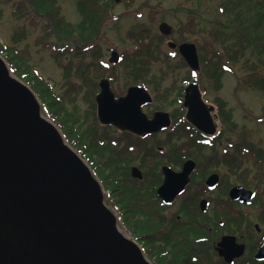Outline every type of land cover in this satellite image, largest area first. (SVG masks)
I'll use <instances>...</instances> for the list:
<instances>
[{
  "label": "flooded vegetation",
  "instance_id": "obj_1",
  "mask_svg": "<svg viewBox=\"0 0 264 264\" xmlns=\"http://www.w3.org/2000/svg\"><path fill=\"white\" fill-rule=\"evenodd\" d=\"M186 1L195 4L196 0ZM113 4V0H78L82 22H87L81 33L89 44L72 49L80 65L76 64L70 76L71 93L86 106L84 111L75 110L82 121L87 120L86 131H92L86 140V156L96 175L108 182L115 178L113 171L116 174L119 196L132 200L119 204V211L150 217V255L158 264H264V161L257 159L245 137H233L237 132L235 109L225 96L224 77L236 74V69L225 63L204 65V43L199 47V41L189 40L181 30V37L171 40L174 28L170 36L163 35L162 21L158 29L170 38L167 44L173 53L161 50L167 70L157 79L153 74L157 61L148 63L142 57L147 49L136 48L125 56L97 44L103 24L117 20L108 15ZM86 7L95 15H88ZM150 33L151 28L140 26L130 35L144 37L146 42ZM194 35L204 36L199 31ZM171 42L176 46L171 47ZM185 43L197 46L198 70L181 54L180 46ZM152 51L161 56L156 47ZM172 57L178 58L175 65ZM180 71L188 75L179 85L176 81L166 87V76ZM195 81L201 102L190 94ZM102 82L117 100L132 88H144L149 95L138 91L123 106L122 115L134 118L138 107L134 102H142V112L149 120L161 114L162 127L140 135L102 124L98 104ZM169 120L171 124L165 126ZM186 168L191 171L187 180L173 176ZM139 238L144 241L143 236Z\"/></svg>",
  "mask_w": 264,
  "mask_h": 264
},
{
  "label": "water",
  "instance_id": "obj_2",
  "mask_svg": "<svg viewBox=\"0 0 264 264\" xmlns=\"http://www.w3.org/2000/svg\"><path fill=\"white\" fill-rule=\"evenodd\" d=\"M161 32L170 35L172 27L163 23ZM180 50L198 70L196 45L185 43ZM113 57L114 61L119 58L116 53ZM102 86L103 94L98 97L102 124L140 135L162 127L161 114L149 120L142 112V102H134L138 106L134 118L122 115L123 106L138 91L149 95L144 88H132L117 100L104 82ZM191 90L201 102L197 81ZM170 124L169 120L165 126ZM190 174L186 168L173 176L187 180ZM0 264H152L118 226L91 168L42 113L36 94L12 73L1 55Z\"/></svg>",
  "mask_w": 264,
  "mask_h": 264
},
{
  "label": "trees",
  "instance_id": "obj_3",
  "mask_svg": "<svg viewBox=\"0 0 264 264\" xmlns=\"http://www.w3.org/2000/svg\"><path fill=\"white\" fill-rule=\"evenodd\" d=\"M223 1L222 5L218 7V12L225 16V21L223 19L210 20L197 9L189 10L193 19L189 24L184 25L185 29L182 28V34H184V30L192 33L202 32L207 37L204 45L199 44V47L203 45L204 50H207L202 58V63L204 65L225 63L235 68L236 72L240 70L242 74L237 75V89L256 91L264 99V0ZM3 2L8 1L0 0V3ZM18 4L19 8L16 7L14 11L18 20L35 14L36 18H40L45 23L48 36L56 37L63 43L70 41L75 36L76 47H81L78 43L87 41L84 33H81L87 28V22L84 21L79 25L68 22L61 15V9L56 0H20ZM209 8V4L205 3L204 14L208 13ZM21 9L24 10V14L20 13ZM85 9L86 12L88 11V15H95L92 8L86 7ZM201 21L204 22L203 27H201ZM76 33L78 34L76 35ZM138 45L140 48L148 50L142 56L145 58L144 61L151 63L156 60V53L153 54L152 51L155 47L152 44L145 45V40L142 39L138 41ZM59 48L61 49L58 55L64 54L65 46L61 45ZM0 55L7 61L11 71L34 91L42 104V113L52 120L72 148L92 167L93 165L90 164L86 156V140L92 131L90 133L86 131L87 120L82 121L75 109L69 110V105H73L75 101L71 93L70 66L63 67L65 91L58 93L54 85L46 81L31 65L28 50L0 42ZM94 169L93 167L92 170L95 173ZM112 175L115 177L113 180L108 182L100 180L105 190L108 191L106 203L114 209L119 226L138 241L145 255L153 264H158L150 255L149 237L152 230L150 217L148 215L138 217L133 213H122L118 210V205L122 206L123 201L131 204L132 200L119 196L120 184L114 171ZM96 176L99 178L98 175ZM139 236H143L144 241H141Z\"/></svg>",
  "mask_w": 264,
  "mask_h": 264
},
{
  "label": "rangeland",
  "instance_id": "obj_4",
  "mask_svg": "<svg viewBox=\"0 0 264 264\" xmlns=\"http://www.w3.org/2000/svg\"><path fill=\"white\" fill-rule=\"evenodd\" d=\"M6 1L8 2L0 3V42L19 49L28 50L31 57V65L46 81L54 85L56 92H64L63 85L65 79L63 67L66 65L70 66V76H72V71L76 69V64L79 63V61L76 62L72 52V49L76 48L75 42L77 43V39L74 36L70 41L63 43L56 37L48 36L45 30V23L40 18H36L37 15L35 14L23 20H18L14 11L16 7L19 8L18 2L20 0ZM56 2L61 9V15L68 22L75 25L82 22L78 0H56ZM113 2V9L108 15L114 16V18L117 17V20L112 18V20H108V22L103 24L100 32L102 38L97 41V44L102 49L116 50L121 55L126 56L128 53L132 54L133 49L140 48L138 41L144 39V37L142 39L137 38L135 35L131 38L130 33L140 26H144L145 30L151 28V33L145 45L152 44L157 50L159 49V53L161 54V56L158 54L155 56L157 62L155 63L153 74L157 79L160 78V73L167 70L162 52L167 55L173 53L169 50L167 44L170 38L162 36L158 29L162 21L174 28L175 32L171 39L174 41L181 37L180 30L182 28L185 29L184 25L189 24L191 20L192 16L189 10L197 9L205 15L204 17L210 20H226L225 16L220 15L218 12V7L222 5L223 0H210L208 2L207 0H196L195 4L186 0H118V2L113 0ZM205 3H208L210 6L207 14H204ZM151 12L155 13L152 14ZM20 13L24 14V10L21 9ZM152 16L153 19L151 20ZM185 32H187L185 35H187L189 40L205 44L207 39L205 35L197 37L192 32L184 30ZM78 44L81 47L84 45L82 43ZM87 44H89L88 41L85 46ZM61 45L65 46V49H63L65 53L58 55L61 49L59 46ZM172 58L171 63L175 65L178 58ZM240 74L242 72L239 70L237 74L226 75L224 77V85H228V96L227 93L225 96L226 98L228 97L227 99L235 109L237 132L236 135L234 133L233 137L235 136L237 139L245 137L246 142L252 144L253 153L256 154L257 159L264 161V99L256 91L237 89V75ZM187 75L185 71L169 74L165 78L167 80L165 86L168 87L176 81L179 85L180 81ZM81 82L80 80L78 81L79 84ZM121 85H123V82ZM70 86L73 93V85L70 84ZM76 108L78 111L79 109L85 110L86 106L82 103L81 98L75 100L73 105H69L70 111Z\"/></svg>",
  "mask_w": 264,
  "mask_h": 264
}]
</instances>
